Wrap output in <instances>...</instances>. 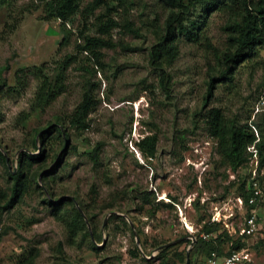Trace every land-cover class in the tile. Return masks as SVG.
Instances as JSON below:
<instances>
[{
	"label": "rangeland",
	"instance_id": "1",
	"mask_svg": "<svg viewBox=\"0 0 264 264\" xmlns=\"http://www.w3.org/2000/svg\"><path fill=\"white\" fill-rule=\"evenodd\" d=\"M90 1L84 0L80 9ZM128 1L130 4L114 13L119 25L106 36L113 47L100 50L103 66H96L90 54L89 63L82 60L71 64L65 73L62 92L41 109L35 107L40 81L34 74L27 76L18 94H9L6 87L14 85L16 71H32L40 65L53 77L54 61L69 53L76 55L77 45L81 43L80 14L68 21L66 27L70 33L61 45L60 22L44 20L46 14L38 0H4L0 4V70L7 67L0 75V81L3 78L6 83V86L0 83V150L6 156L8 171L14 172L34 130L46 131L49 127L55 131L59 123L62 129L60 138H55L54 133L50 135L52 140L46 146L47 150L52 149L48 166L38 175L44 195L32 186L30 193L12 210L0 214V233L5 230L0 237V264H25L31 250L38 253L34 264H159L162 259L166 264H181L175 253L184 250L186 260L190 244L169 250L161 259L156 256L162 248H157L170 247L166 245L190 236L195 238L215 206L229 203L238 210L234 201L241 193V183L251 179L254 169L263 192L258 215L264 216V163L260 164L259 154L255 164L247 151V162L232 172L222 165L216 141L208 136L201 118V113L210 108H220L241 125L252 124L264 116L261 63L241 65L233 84L219 85L208 104L202 107L209 57L203 47L180 41L178 58L165 70L169 79L164 90L159 71L149 63L148 53L155 37L152 28L146 25L155 20L162 25L168 9L160 0ZM100 12L98 9L94 15ZM124 19L139 29L138 34L123 29ZM224 21L222 14L212 13L207 23V34L216 48L225 44L221 29ZM84 32L97 35L94 16ZM86 80L94 83L99 103L89 116V128L76 131L63 124L62 119L80 102ZM23 114L30 116L21 122ZM252 128L258 137L257 129ZM152 135L157 137L156 154L147 158L137 143ZM97 144H100L99 159L94 164L89 153ZM52 170V174L48 173ZM47 173L48 187L42 180ZM9 185L0 160V191H6ZM140 191L152 192L159 204H172V207L160 205L154 216L148 213L152 211L149 207L139 213L138 200L132 197ZM44 196L51 202H57V197L76 198L75 206L86 208L84 216L90 239L99 250L93 251L89 240L80 237L70 244L63 224L54 219L52 208L41 202ZM171 196L177 199L176 203H171ZM111 213L122 215L113 214L127 223L128 220L133 223L131 219L136 221L142 231L141 239L137 234L138 244L132 229L126 230L120 220L109 223ZM87 215H94L100 241L94 237ZM243 216V211L235 212L236 231ZM103 225H108L107 230H103ZM263 242L264 221L243 247L252 264H264ZM134 249L138 250L136 256Z\"/></svg>",
	"mask_w": 264,
	"mask_h": 264
},
{
	"label": "trees",
	"instance_id": "2",
	"mask_svg": "<svg viewBox=\"0 0 264 264\" xmlns=\"http://www.w3.org/2000/svg\"><path fill=\"white\" fill-rule=\"evenodd\" d=\"M84 0H38L43 5L45 12L44 20H54L60 23V32L63 34L62 43L67 41V36L70 31L66 25L68 21L76 14H80L82 30L80 31L81 43L77 45L76 55L69 53L57 61L55 73L53 77L44 71L43 65L33 67L30 70L16 71L14 74V85L7 86L9 94H18L26 83L27 76L34 74L40 81V87L36 92V108H43L45 105L52 102L57 95L63 90L65 73L67 68L73 63H80L85 60L89 63L88 54L92 55L93 63L96 66H103V55L101 49L113 47L110 39L106 36L119 25L114 19V13L123 6L130 4L128 0H91L80 9V5ZM168 13L163 21V24H157L156 20L147 24L152 28V34L155 37L154 44L149 49V63L153 65L160 73L159 82L162 89L167 90L169 74L165 71L170 67L179 56V42L184 41L188 44L203 47L208 55V80L206 82L205 95L203 96V105L208 104V100L213 97V91L219 85L228 86L234 82L235 74L238 68L243 64L261 63L264 71V0H160ZM0 4L4 0H0ZM100 9L98 15L95 12ZM212 13L222 14L225 21L221 27L225 34V44L222 48H216L208 34L207 23ZM94 16V26L96 36L86 34L84 31L91 17ZM123 29L132 34H138L139 29L135 28L131 22L124 19L122 22ZM86 57L82 58V55ZM253 60V61H252ZM0 70V75L3 71ZM87 73L88 68H85ZM36 73H33V72ZM33 76V75H32ZM2 77V76H0ZM0 83L6 86L5 80L1 78ZM84 91L80 102L75 106L73 111L62 119L63 124L76 131H84L89 128V116L97 107L99 100L95 96V85L91 81H85ZM30 115L23 114L20 121H26ZM201 118L205 126V130L212 139L216 141V151L221 158L222 165L228 167L232 172L241 168L247 162V148L254 146L260 157V164L264 163V116L259 118L257 122L241 125L239 120L229 118L220 108H210L201 113ZM59 122V121H58ZM62 125V124H61ZM253 127L257 129L258 137L253 131ZM48 130H34L29 139V146L20 154L18 164L14 172L8 171L6 166V156L0 150V160L6 169L7 176L10 180V185L6 191H0V214L12 210L22 198L30 193L32 186L40 190L44 195L42 188L39 186L38 175L46 168L51 148L46 149L51 134H56L55 138H60L62 129L59 126L55 128L46 127ZM41 131L44 133L41 134ZM53 131V132H52ZM157 137L155 135L142 138L137 144L140 152L147 158H153L156 154ZM41 145V150L38 149ZM52 145V144H51ZM30 147V148H29ZM27 150L31 151L28 152ZM36 151H39L37 154ZM100 144L93 147L89 156L94 164H97L99 159ZM250 156V154H249ZM34 164H38L36 169H33ZM54 170L48 172L51 173ZM48 173L43 176L42 180L46 187ZM52 174V173H51ZM259 184L260 180L258 179ZM249 180L242 181L240 186V195L245 203L250 195L247 190ZM92 192L96 193L94 187ZM52 197L55 196L52 194ZM57 202L49 201L46 196L41 198L43 204L48 205L53 210V217L56 221L61 222L70 244H74L76 239L80 237L83 240L88 239L90 247L93 251H98L99 248L91 241L90 234L84 220L86 208H82V213L75 206L77 199H59ZM138 200L137 211L140 213L145 208L149 207L148 213L154 216L158 207L161 205L164 208H171L172 204L160 203L152 192L140 191L139 194L133 195L132 200ZM263 199V195L259 198ZM171 203H176L175 197H170ZM261 202V201H260ZM257 203V204H260ZM70 206V207H68ZM68 207V208H66ZM120 211V210H118ZM94 215L87 218L92 227V232L97 241L101 240L100 231H95L93 223ZM120 220L130 231L128 223L118 216L111 215V221ZM135 225L137 234L141 239L142 231L136 221L131 219ZM108 225H104L103 230H107ZM5 234V230L1 231ZM201 233L211 234L209 240H203L200 237ZM251 236L236 237L233 239L226 231L220 230L219 224L209 222V219L204 222L198 229L195 235V243L189 251V264H205L206 258L211 252H216L219 256H224L232 251L240 250L245 247L247 240ZM190 239L181 240L175 245L167 248H162L156 257H163L169 250L181 245H189ZM264 243V242H263ZM60 246V243H59ZM141 246L143 243L141 242ZM133 255L138 254V250L134 249ZM136 254V255H135ZM147 255H150L147 254ZM38 253L31 250L25 258V264H34ZM175 256L181 264L185 261V251L180 250L175 253ZM159 264H166L162 259Z\"/></svg>",
	"mask_w": 264,
	"mask_h": 264
},
{
	"label": "built area",
	"instance_id": "3",
	"mask_svg": "<svg viewBox=\"0 0 264 264\" xmlns=\"http://www.w3.org/2000/svg\"><path fill=\"white\" fill-rule=\"evenodd\" d=\"M247 151L250 153L251 162L257 164L254 159L257 158V151L254 146H249ZM247 190L250 195L247 202L243 200L242 197H236L235 203L238 206V210H234L229 203L224 204L222 207H214V212H212L209 222L213 224H219L222 231H226L230 236L236 235L237 237L242 236H253L255 235L264 221V216L260 217L259 212V199L263 192L261 190L258 179L256 178V169L251 173V179L247 186ZM237 209V208H235ZM243 211L244 216L240 222V226L237 231L234 228L235 212ZM200 237L203 240H209L211 234L201 233ZM188 239L191 240V237ZM205 264H252L251 259L246 248H241L237 251H232L224 256H219L216 252H211L205 260Z\"/></svg>",
	"mask_w": 264,
	"mask_h": 264
},
{
	"label": "water",
	"instance_id": "4",
	"mask_svg": "<svg viewBox=\"0 0 264 264\" xmlns=\"http://www.w3.org/2000/svg\"><path fill=\"white\" fill-rule=\"evenodd\" d=\"M79 209V208H78ZM79 211L82 213V211H81V209H79ZM120 215V214H117V213H111L110 215ZM82 215H83V213H82ZM120 216H122V215H120ZM84 217V220H85V222H86V225H87V227L89 228V224H88V222H87V220H86V218H85V216H83ZM127 219V218H126ZM128 223H129V225H130V228L132 229V231H133V234H134V236L136 237V242H137V244L139 243L138 242V238H137V233H136V230H135V227L133 226V223H131V221L130 220H128ZM105 224V223H104ZM104 226V225H103ZM91 235V234H90ZM191 237V243H190V245H189V247H188V249H187V253H186V260H185V263L184 264H189V250L191 249V247H192V245L195 243V238H193V236H190ZM176 242H178V241H174V242H172V243H169V244H167L166 246H171V245H173V244H175ZM161 248H163V247H159V248H157V250L158 249H161Z\"/></svg>",
	"mask_w": 264,
	"mask_h": 264
},
{
	"label": "crops",
	"instance_id": "5",
	"mask_svg": "<svg viewBox=\"0 0 264 264\" xmlns=\"http://www.w3.org/2000/svg\"><path fill=\"white\" fill-rule=\"evenodd\" d=\"M188 228V227H187ZM192 227H190V229H191ZM222 231V230H221Z\"/></svg>",
	"mask_w": 264,
	"mask_h": 264
}]
</instances>
